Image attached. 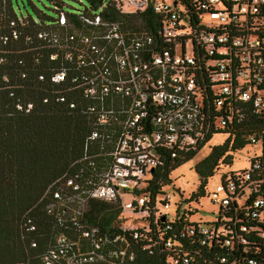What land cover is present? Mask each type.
<instances>
[{"label":"built area","instance_id":"built-area-1","mask_svg":"<svg viewBox=\"0 0 264 264\" xmlns=\"http://www.w3.org/2000/svg\"><path fill=\"white\" fill-rule=\"evenodd\" d=\"M111 1L124 16L150 7L158 14L157 34L144 27L126 29L122 20L106 19L98 12L81 16V26L76 27L59 9L57 20L45 24L18 14L13 0H0V64L16 59L25 83L27 54L32 63H42L48 53L56 60L48 67L49 79L56 85L55 100L85 114L93 126L88 137L99 140L100 149L106 148L95 155L111 156L105 166L93 167L84 183L64 173L57 179H64V187L50 189L58 222L71 225L75 234H54L41 264H236V257L229 260L223 250L224 244L232 249L235 243L222 239L226 229L217 218L212 223L191 220L163 235L173 227L163 210L170 198L165 191L156 193L152 206L153 220L163 221L164 231L151 232L144 221L107 232L89 224L84 208L89 198H119L123 210L148 214L143 206L150 200L149 192L134 190L154 167L188 150L212 130L238 125L251 116L264 117V0H186L192 6L189 11L199 17L197 23L185 0ZM194 41L201 46V56H215L204 63L214 66L210 94L195 73L198 62L190 51ZM37 77L44 79L46 73ZM33 107L32 100H15L18 110ZM244 136L248 143H260L261 151L249 156L246 167L233 171L248 181L246 193L259 192L254 205L260 207L264 196L257 186L264 179H253L252 169L261 168L256 157L264 152L262 136L249 132ZM241 190L232 178H221L210 192L219 207L217 214ZM28 228L34 229V224ZM255 234L260 241L241 237L246 248L239 251L259 252L264 231ZM255 262L248 258L249 264Z\"/></svg>","mask_w":264,"mask_h":264},{"label":"trees","instance_id":"trees-1","mask_svg":"<svg viewBox=\"0 0 264 264\" xmlns=\"http://www.w3.org/2000/svg\"><path fill=\"white\" fill-rule=\"evenodd\" d=\"M51 1L57 11V16L51 17V21H55L62 6L60 0ZM84 1L83 8L78 9L77 13L65 12L66 17L72 19L76 27L81 26V16L98 12L103 18L122 20L126 29L144 27L157 34L158 14L150 7L139 13L124 16L111 0V3H108L109 0ZM184 4L188 7L193 22L197 23V13L189 11L192 6L186 0ZM39 19L48 24L43 13ZM190 51L198 62L195 73L200 85L203 84L205 92L210 94L209 75L214 66L204 63L207 60L212 61L215 56H201L202 49L196 41ZM27 55L29 73L25 83H22L24 80L18 74L21 68L17 66L16 59L0 64V264H41L42 252L52 243L54 234L59 231L71 236L72 233L75 234L71 225L64 227L58 222L57 208L50 204V189L64 187V179L57 180L64 173L84 183L86 178L91 177L93 167L99 169L111 160V156L107 154L95 155L106 148L100 149V141L88 137L93 128L88 117L76 107H69L66 103L55 100L53 87L56 85L49 79L48 67L56 60L50 59L48 53H45L42 63H32L30 55ZM41 72L46 73V78L38 79L37 75ZM3 73L6 74V79L2 77ZM46 96L48 100L43 101ZM18 98L32 100L33 109L25 112L15 108V100ZM71 98L73 96L69 94V99ZM206 103V106H209L208 99ZM217 132L225 133L226 137L221 143L212 145L210 151L194 165L200 182L197 189L191 193L190 200L199 201V196L206 193L208 179L214 175L219 163L226 166L233 164V151L248 143L244 136L246 133L261 135L264 146V117L251 116L238 125L212 130L188 150L179 152L174 158H168L164 164L154 167L142 185L134 190L135 193L149 192L150 200L143 206L148 214L136 218L138 213L122 209L119 198H89L84 208L85 219L90 225L112 233L123 231V225H143L140 221H146L147 229L151 232L164 231L161 228L163 221L158 218L153 220L152 206L156 202V193L164 191V185L170 181V172L191 159ZM256 159L259 160L261 168L252 169V178L264 179V152ZM235 172L230 169L221 175L223 181L227 177L232 178L236 189H242L238 196L232 195L226 206H220L216 216L217 223L226 229V234L221 235L222 239H231L235 243L232 249L228 244H224L223 250L229 260L236 257V264H249V257L256 260L255 264H264V245L260 246L259 252L250 249L243 254L239 251L246 248L245 243H240L241 237L252 242L260 241L261 237L255 233L264 231V204L260 207L254 205L259 192L252 190L246 193L244 187L248 181H243L242 176L237 178ZM257 188L264 196V180L259 182ZM128 198L129 196L125 199ZM60 210L62 211V208ZM254 211L259 214L253 215ZM127 212L131 214L126 220L121 218ZM65 213L67 212H63L64 216ZM192 213V210L184 209L180 212V209H177L173 217L166 215L173 227L165 230L163 235L168 236L181 224L190 223L188 215ZM29 223L34 224V229L28 228ZM141 227L139 231H142ZM125 231L129 232L130 229L126 228ZM33 241L36 245H32Z\"/></svg>","mask_w":264,"mask_h":264},{"label":"rangeland","instance_id":"rangeland-1","mask_svg":"<svg viewBox=\"0 0 264 264\" xmlns=\"http://www.w3.org/2000/svg\"><path fill=\"white\" fill-rule=\"evenodd\" d=\"M60 1L62 10L69 13H77V10L83 8V4H85L84 0ZM13 4L17 13H22L23 16L30 15L34 18H39L40 14L42 15L43 13L46 23H50L51 17L57 16L56 7L51 0H13ZM225 137V133H214L191 159L170 172V181L164 185V191L170 193L169 204L163 209L167 210L169 217H173L177 209H180V212L188 209L193 211L192 214L188 215L192 221L212 223L215 220L219 207L217 203L212 202L210 192L220 182L222 172L246 167L249 164V156L261 151L260 143H247L243 148L233 151V164L226 166L219 163L214 175L208 179L206 193L199 196V201L190 200L191 193L197 189L200 182V177L194 165L210 151L212 145L221 143ZM129 214L131 212L124 213L121 218L126 220ZM141 215V213L137 214V216ZM140 222L144 223L143 221Z\"/></svg>","mask_w":264,"mask_h":264}]
</instances>
